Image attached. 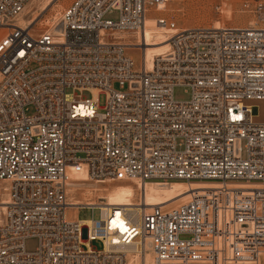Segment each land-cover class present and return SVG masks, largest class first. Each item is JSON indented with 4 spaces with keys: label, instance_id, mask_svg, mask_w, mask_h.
<instances>
[{
    "label": "built area",
    "instance_id": "1",
    "mask_svg": "<svg viewBox=\"0 0 264 264\" xmlns=\"http://www.w3.org/2000/svg\"><path fill=\"white\" fill-rule=\"evenodd\" d=\"M33 1L0 0V264H259L264 0L243 4L255 27L219 30L158 15L183 0H75L39 35L19 25ZM149 18L171 32L151 69L114 36L141 45ZM70 170L101 185L208 188L83 226L68 214Z\"/></svg>",
    "mask_w": 264,
    "mask_h": 264
},
{
    "label": "rangeland",
    "instance_id": "2",
    "mask_svg": "<svg viewBox=\"0 0 264 264\" xmlns=\"http://www.w3.org/2000/svg\"><path fill=\"white\" fill-rule=\"evenodd\" d=\"M75 0H55L53 7L46 12H42L41 8L45 0H34L26 8L24 14H27L26 20H33L35 17H39L38 21L32 26V34L39 35L42 32L46 31L50 24L49 21L52 20L53 15L56 14L59 10L62 14ZM245 1L252 0H183L181 2H174L170 4L165 11V13H158L159 16L167 19L168 22L176 23L179 29H189V28H212L215 23H218L222 28H249L254 26L257 22L255 17L243 10V4ZM23 14V15H24ZM35 15V16H34ZM61 16V15H60ZM51 18V19H50ZM60 18V17H59ZM49 20V21H48ZM48 21V22H46ZM48 24V25H47ZM130 36V35H128ZM130 40L133 43L139 45L140 39L135 36H130ZM142 46L137 48L132 47L128 48L127 52L131 58L135 61L137 65H140L139 58L142 55ZM114 89H119L117 85L114 86ZM191 91L185 87H178L174 90V97L178 101H187L190 99ZM84 97H89L88 94H84ZM104 96H100L101 106L104 104ZM94 181H88L85 186H78L76 191L69 190V202L71 201H80L83 202L84 199L96 201L98 199L96 193H90V196L87 195L86 190L91 189V191L96 189H112L119 185H129L127 183H114L109 182L105 185L95 184ZM79 184V183H78ZM73 185V184H72ZM3 186V184H0ZM187 186L203 187L202 185H189ZM95 187V188H94ZM90 191V190H89ZM139 190H136L135 202L137 203V194ZM193 191L191 192V194ZM190 198V197H189ZM189 198H178L168 204L165 207H173L180 205L186 202ZM164 207V206H163ZM72 217L77 218L79 221H87L98 219L100 211L81 209L79 211L70 212ZM38 242L37 240H29L26 248L29 252H34L37 249ZM95 250H102V245L99 242H94L92 244ZM264 264V257L261 259V263Z\"/></svg>",
    "mask_w": 264,
    "mask_h": 264
},
{
    "label": "bare ground",
    "instance_id": "3",
    "mask_svg": "<svg viewBox=\"0 0 264 264\" xmlns=\"http://www.w3.org/2000/svg\"><path fill=\"white\" fill-rule=\"evenodd\" d=\"M54 2L55 0H45V2L42 5L41 11L44 13L48 11L50 8H54L53 7ZM60 15L61 14L59 10H57L56 14L53 15L52 20L50 21L48 20L49 21L48 24L50 23L51 24L47 30L54 29V26L60 19L59 18ZM26 17L27 14L26 15L24 14L20 18L19 25L22 28H27V29H31L39 18V17H35L33 20H29V19L26 20ZM213 26L214 27H212V29L214 30H219L222 28L218 23H215V25ZM251 27H255V26H251ZM235 29H244V28L236 27ZM55 31L58 32V30ZM128 35L135 36L134 34H125V33L116 34L114 36L117 39H119L121 44L127 47V49L132 47L137 48L139 46H142L143 47L142 55L140 56L139 61L141 62V64L146 65L148 69H151L152 64L156 60V58H159L162 55H164L169 49L168 40L169 37L171 36V32H169L163 26L157 24L154 18H149L146 21V31H145V35L143 36V41L141 45H138L137 43L136 44L133 43L130 40L131 37ZM69 177H70V182L68 184V187L70 192L71 191L75 192L78 186L86 187V183H88L86 176L84 174H77L74 173L72 170L69 171ZM135 183L137 184L138 182ZM95 184H102V183L96 182ZM192 187L187 186V184L185 183L177 182V183H172L166 187L155 186L150 184H147L146 186L144 185L140 186V184H138V187L132 185H119L110 190L96 189L91 191V189H89L90 190L89 191L87 189L86 190L87 195L90 196V193H96L98 194L97 195L98 199L96 201H92L90 199L88 200L84 199L83 202L71 201L68 205L69 206L68 214L71 220H75L83 226H90L92 220L79 221L77 218L75 217L73 218L70 212L73 211L76 213L81 209H87L91 211L98 210L100 211L99 217L102 218L103 220H106L113 207H122L123 209L127 210V212L132 213L133 216L138 218L141 211H145V210L148 211L152 207H156V206H165L166 204L181 197L189 198L192 195L191 194L192 191H198L208 188L206 186L195 187V188ZM245 188L248 187H239V190H244ZM139 189H141V191L144 194V202L143 205L141 206L135 202L136 190ZM7 190H8V186H0V196H2V198L0 199V212L2 211L1 205L4 204V201L6 200L5 197L7 195L6 193ZM147 263L152 264L150 257H148Z\"/></svg>",
    "mask_w": 264,
    "mask_h": 264
}]
</instances>
